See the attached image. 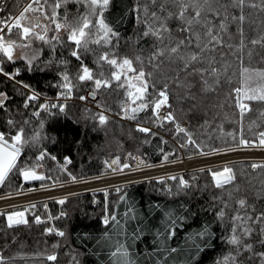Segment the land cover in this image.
Segmentation results:
<instances>
[{
	"label": "trees",
	"instance_id": "obj_1",
	"mask_svg": "<svg viewBox=\"0 0 264 264\" xmlns=\"http://www.w3.org/2000/svg\"><path fill=\"white\" fill-rule=\"evenodd\" d=\"M27 2L0 0V19L15 15ZM144 3L146 0H110L104 17L118 35L111 37V43L107 45L89 44L91 51L82 53L84 64L94 73L103 71L107 79L115 68L107 63L98 65L99 55L108 52L118 60L132 59L133 67L137 69L140 64L135 58L140 57L144 71L153 73L149 82L155 84V90L168 83V103L171 105L167 107L168 112H172L180 126L187 122L184 129L201 146L198 149L188 144L182 148L185 155L237 145L241 129L245 138L257 142L256 134L264 131V116H260L264 104L251 103L252 111L241 117L230 96L231 90L240 86L242 65L237 59L239 23L229 20L227 32L222 33L225 43L233 46L232 50L227 47L218 50L224 53L222 58L216 52L211 53L217 56L220 85L214 92H205L199 77H186L183 73L178 86L174 82L176 66L169 64L167 59L160 69L149 65L148 58L157 46L162 45L155 37L143 36L147 25L137 19L135 9ZM65 7L69 20L74 19L78 12L87 10L75 2H69ZM65 7L59 9L61 14ZM232 14H238V10L230 8L229 15ZM245 14L247 19L243 28L247 43L248 39L264 33V13L245 9ZM179 23L175 19L168 21L173 31L166 43L185 35L176 30ZM52 35L51 32L49 37ZM59 35L60 43L38 42L41 53L33 61L31 70L25 60L14 58V62H10L0 54L4 61L0 67L4 72L19 70L14 79L0 74V93L7 96L5 107L0 109V132L6 136L14 135L16 129L23 126L29 138L39 133L38 140L23 146L17 169L0 185V195L31 186L69 181L71 176L90 178L112 172L107 169L106 162L110 163L117 157L124 160L130 156L131 162L138 159L144 164H153L165 160V154H168L167 160H171L179 155L180 145L187 141L185 133H177L172 122L158 124L151 107L137 113L136 119H122V107L130 100L126 95L127 86L121 88L119 82L113 81L112 87L97 90L91 81L81 83L74 79L80 62L71 56L74 45L67 40V33ZM61 61L68 63L65 65ZM243 66L264 68V62L256 56L249 61L245 55ZM65 71L72 78L73 96L77 99L82 95L87 97L82 101L90 103V106L80 101H66L65 111L61 113L58 108H51L53 103L48 102V110H40L39 117L34 116L32 113L44 104V98H54L59 91H66L60 87L64 83L61 74ZM209 80L211 83V78ZM186 83L192 85L190 90L183 86ZM155 90L149 88L150 98H153L151 94ZM33 91L39 94V99L32 101L26 109L24 102ZM92 91L96 92L95 98L90 95ZM100 113L108 117L103 125L98 120ZM9 119L16 121V128L8 125ZM26 119L30 121L27 125L23 123ZM138 126L148 128L150 132L138 131ZM41 152L47 155L38 160ZM24 168L40 169L46 178L24 182L18 171ZM229 168L235 178L223 188L215 186L212 173L217 171L203 168L182 176L188 187H180V176H175L176 180L170 176L129 182L107 190L85 191L63 199V204L55 199L40 202L33 208V213H25L27 224L13 227L8 226L6 211H1L0 255L5 257L6 264H113L110 253L119 242L126 245L135 264H217L232 249L227 243L231 235V217L236 214L235 210L245 214L237 201L246 199L250 206L247 214L255 216L264 212V168L254 170L246 162L235 163ZM221 210L225 212L223 220L218 218ZM113 215L119 224L111 220ZM106 216L109 218L107 225L103 222ZM36 217L40 218V223L36 222ZM252 227L254 231L246 242L253 243L254 252H264V244L257 242L264 238L260 233L264 224H253ZM48 228L62 231L64 236L57 235L55 231L48 233ZM52 254L57 257L55 261L47 259ZM249 255L251 253H244L241 257L244 264H259L258 257L247 260Z\"/></svg>",
	"mask_w": 264,
	"mask_h": 264
},
{
	"label": "snow or ice",
	"instance_id": "obj_2",
	"mask_svg": "<svg viewBox=\"0 0 264 264\" xmlns=\"http://www.w3.org/2000/svg\"><path fill=\"white\" fill-rule=\"evenodd\" d=\"M69 2H75L83 5L87 10L83 13H77L74 19L69 20L66 5ZM110 0H30L26 3V6L22 8L18 15L9 16L4 19H0V54L2 57H6L7 61L14 62V54L17 49L29 50L32 49V45L35 41H40L44 44L52 45V41L57 43L61 42L59 33L64 31L67 33V40L70 41L74 48L71 51V56L80 62L79 70L77 71L74 79L84 83L91 81L95 85V89L110 88L112 82H119V87L123 88L127 83V97L131 99L132 104L139 103L136 107L128 105L122 107V111L125 113L126 118L136 119V114L152 108L153 115L157 119L160 117V109L162 107H171L169 105V89L168 83H164L162 88L155 90V84H150V78L152 72L144 71V64L140 57H136L135 60L140 64L139 69L133 67V60L129 58L116 59L108 52L97 57L96 63L102 65L107 63L114 67L116 71H113L107 79L104 78L103 71L94 73L91 68L84 64L82 59V53L91 51L89 44L104 45L111 43V37L118 34L106 22L104 12L107 9ZM151 6V7H150ZM65 7L63 14L59 9ZM237 9L238 14L229 15V9ZM245 9L258 10L264 13V0H146V3L138 5L135 11L138 13L137 19L144 22L147 25L146 30L143 32L144 37H155L159 42L153 54L148 58L149 65L160 69L167 59L169 64H175L176 75L175 81L178 86L181 79V73L186 77H199L200 84L203 86V91L214 92L220 85V68L217 67V56L211 55L216 52L221 58L224 56L222 51L224 47L229 48L231 51L233 46L226 44L222 33L227 32V22L229 20L238 22L240 27L237 32L240 37L239 45H237V59L240 61L242 68L240 71V86L234 87L231 90L230 96L232 97L235 105L240 110V115L243 117L247 112L252 111L251 103L264 104V68H250L243 66L245 55L249 61L254 56L259 57L261 62H264V33L250 38L245 42V34L243 25L247 19ZM35 18L29 14H36ZM95 17V20H93ZM177 20L180 23L176 26V30L184 33L182 37H179L170 43H166L168 37L171 36L173 29L169 26V20ZM47 21L48 23H43ZM218 21V23H217ZM254 23V22H253ZM40 29V31H37ZM49 31L55 34L51 37L48 36ZM257 49L261 51H257ZM187 50V51H185ZM245 50H247L245 52ZM53 53L55 47H52ZM39 52L33 50L29 55L27 51L20 55V59L27 62L29 70H31L33 61L38 59ZM3 59L0 58V64H3ZM51 63V61H49ZM61 63L67 65L68 61H61ZM207 64V66H205ZM227 72V68H225ZM128 73L134 75L129 77ZM0 74L7 76L9 79H14L19 74V70L15 73L4 72L3 67H0ZM123 76V82L122 81ZM209 78H211V83ZM61 79L64 82L60 87L65 89V92L60 93V97L64 99H70L72 89L74 87L72 78H70L67 71L61 74ZM231 82L230 77L228 78ZM185 88H190L192 85L184 84ZM28 88V85H24ZM153 88L155 91L151 94L153 98H150L149 88ZM90 95L95 98L96 92L92 91ZM0 109L5 107V101L7 96L4 93H0ZM39 99V94L35 91L31 95H28L24 107L27 109L32 101ZM80 100H85L87 97L80 96ZM194 99V97H193ZM247 101L248 103H245ZM48 104H40L39 110L33 112L34 116L39 117L40 110L47 111ZM51 108H58L59 112L65 111L64 104H51ZM129 110L131 115H129ZM260 116H264V111L260 112ZM173 124H175L176 132H184L187 136V141L181 144V148H185L188 144L194 145L196 148L201 146L192 139L191 135L186 132V129L176 123V117L172 112H168L163 117ZM98 120L101 125L105 124L108 117L103 113L98 114ZM8 125L16 128V121L9 119ZM25 125L29 124V120H24ZM40 127H43L41 123ZM138 131L148 133L150 129L138 126ZM243 129H241V137L239 139L240 145L255 146V140H249L243 136ZM229 135H233L229 133ZM259 146H264V131H260L256 134ZM39 139V133L34 134L29 138L25 132L23 126L16 129L14 135L9 134L6 136L4 132H0V185H3L9 174L17 169V160L21 154L22 148L25 144L31 141ZM233 139L235 136L233 135ZM214 152H219V149H212ZM200 155H207L208 153L201 150ZM47 154L41 152L38 160H43ZM131 155V154H129ZM55 159V157H52ZM133 159H136L133 157ZM165 160L168 159V154H165ZM70 163V161H67ZM109 168L113 165H119V157L113 159L110 163L106 162ZM138 163H143L138 161ZM128 164L122 165L120 170L128 168ZM252 169L264 168V164L253 163ZM117 169L113 168V171ZM20 175L25 181L29 180H44L46 177L42 174L38 175L33 168L18 169ZM71 176V174H69ZM214 180L216 181V187L223 188L225 184H229L234 180L232 169L224 167L222 171L212 173ZM220 177H224L223 180ZM50 179V177H49ZM170 179L176 180L177 177L173 176ZM73 182L76 181L75 176H71ZM180 187H188L187 181L182 177L179 179ZM117 191H120L117 188ZM58 203L63 204L65 200H60ZM239 209L244 210L245 214L241 215L239 210H235L236 214L231 217L232 228L231 235L227 239V243L232 246V249L220 260L217 264H244V260L241 259L244 253H251L246 259L252 260L253 256L258 257L259 264H264V252H254L253 243L246 242L247 238H250L254 229L253 224H264V212H260L255 216L248 213L246 199H239L237 201ZM35 207V205H33ZM227 207V204H225ZM254 212L255 209H252ZM64 213H61L63 216ZM225 212L221 210L218 213V218L223 220ZM60 217H56L59 219ZM51 219V217H50ZM8 226L27 224L28 221L24 219V212H15L7 216ZM111 220L117 224L116 216L113 215ZM36 222L40 223L39 217H36ZM104 224L109 223V218H104ZM56 232L59 236H64V232L57 231L54 228L46 229V232ZM261 236H264V228H260ZM174 234V233H173ZM200 235H203L201 233ZM260 244H264V238L257 241ZM55 247V246H54ZM175 251V249H172ZM110 257L113 258V264H135V261L131 258V254L125 244L117 242V246L110 253ZM50 261L57 259L55 254L47 257ZM0 264H6L5 257L0 255Z\"/></svg>",
	"mask_w": 264,
	"mask_h": 264
},
{
	"label": "rangeland",
	"instance_id": "obj_3",
	"mask_svg": "<svg viewBox=\"0 0 264 264\" xmlns=\"http://www.w3.org/2000/svg\"><path fill=\"white\" fill-rule=\"evenodd\" d=\"M30 2V0H28ZM26 6V5H25ZM22 10V9H21ZM19 10L15 15H18ZM13 15V16H15ZM35 18V15H39V13L36 14H29ZM43 23H48L47 21H42ZM37 31H40V29H37ZM52 31H49L48 36L50 35ZM64 31H61L59 34H62ZM55 34L54 32H52ZM39 41H35L32 45V49L24 50V49H17L16 53L14 54V58H19L20 55L27 51L29 55L32 54L33 50H37L39 52V55L41 53V46L38 43ZM116 71V69L114 70ZM133 73H128V76H133ZM123 82V76L122 81ZM127 86V83H125ZM128 88V86H127ZM0 99H3V97H0ZM80 102L84 103L87 106H90V103L83 102L80 100ZM139 101H137V104ZM137 104H132L131 99L125 103L124 107L131 105V107H136ZM106 115L109 113L105 110H100ZM129 115H131V112L129 110ZM122 119H125L129 121L130 119L126 118L125 113L123 112V115H121ZM240 146V144L230 146V147H222L217 148L220 151L217 153H208L207 155H200V154H193L191 156H188V161H193L194 165H198V167L202 166L204 168L208 169H214L215 171H220L224 167H229L235 163H249V164H264V158L258 157L257 155L264 153V146L262 147H254L252 145L244 146L241 148L234 149L236 147ZM233 148V149H232ZM232 149V150H230ZM214 152V151H212ZM253 154H257L253 156ZM135 156V155H134ZM125 159H119V165H113L112 168H107L112 170V172H105L101 175L95 176L94 178H79L76 179L75 182H73L71 179L67 182L61 183L59 185H51L49 187H45L44 185L41 187H38V189L33 190L28 188L18 189L12 192L5 193L6 198L0 200V210L6 211V213L12 214L15 212H24L25 205L33 204L35 202H38L39 199H49L50 197H58L67 199L68 197L78 195L79 193L84 192L87 188L95 189V190H107L109 189V186L118 187L120 185H123L128 182H135V181H146L148 178L151 177H158L164 178L165 173H172L175 171H185V170H191L193 168H189V166L185 165L182 160H175L170 161L168 163L161 164L160 162L158 164H148L145 165L144 163H137L139 161L138 159L134 162H131L130 156L124 157ZM207 158V159H206ZM206 159V160H205ZM240 159L250 160L253 159V161H239ZM198 160V161H197ZM169 161V160H162V162ZM176 164L178 163L180 166H183L182 168H178L175 170H171L172 167H168V164ZM128 164V168H123L121 171L120 168L122 165ZM140 166V167H139ZM113 168L117 169L116 171H113ZM171 171V172H170ZM191 172V171H189ZM188 172H183L181 174H171V176H180L182 177L184 174ZM170 177V176H168ZM51 189V190H50ZM48 190V191H45ZM35 191H38L39 194L42 193L43 197H40L41 195L35 194ZM18 192V193H17ZM13 193V194H12ZM12 194V195H8ZM3 195V194H1ZM60 196V197H59ZM30 198V199H29ZM24 219L25 212H24Z\"/></svg>",
	"mask_w": 264,
	"mask_h": 264
},
{
	"label": "built area",
	"instance_id": "obj_4",
	"mask_svg": "<svg viewBox=\"0 0 264 264\" xmlns=\"http://www.w3.org/2000/svg\"><path fill=\"white\" fill-rule=\"evenodd\" d=\"M16 72V70H14L13 71V73H15ZM60 93H61V91L60 92H58L57 93V95L54 97V98H44V104L46 103H48V102H51V103H57L58 101H62V102H65V101H68V100H75L74 98H73V96L71 95V98L70 99H64L63 97H60ZM167 113H168V111H167V108L166 107H162L161 109H160V117H161V119H158V121L161 123V122H163L164 120H166V119H163V117L164 116H166L167 115ZM187 125V122H185L181 127H183L184 128V126H186ZM245 145H240V146H238V147H236V148H234V149H237V148H241V147H244ZM254 147H262V146H259V142L257 141L256 142V144H255V146ZM233 149V148H232ZM232 149H230V150H232ZM207 153H216V152H207ZM255 155H257V154H253V156H255ZM188 156H191V155H185L184 153H183V151H182V148L181 147H179V155L176 157V158H174V159H171V160H169V161H165V162H160L161 164H164V163H168V162H170V161H175V160H182L181 162H186V165L187 166H189V168H193V169H191V170H185V171H175V172H172V173H165L164 174V178H166V177H168V176H171V174H181V173H183V172H189V171H195V170H199V169H203L204 167H202V166H200V167H198V165H194L193 163V161H188L189 159H188ZM258 157H263L264 158V153L263 154H260V155H257ZM207 159V158H206ZM205 159V160H206ZM239 161H253V159H250V160H245V159H240ZM159 163V162H158ZM158 163H153V164H158ZM148 165V164H147ZM184 165H185V163H184ZM168 167L170 168V167H172L171 168V170H175V169H178V168H182L183 166H180L178 163H176V164H168ZM171 172V171H170ZM91 178H94V177H90V179ZM151 179H159L158 177H151V178H148V180H151ZM135 182H137V181H135ZM129 183V182H128ZM57 185H59V184H57ZM51 186V185H50ZM45 187H49V186H45ZM108 188H115V187H113V185L112 186H109ZM29 189H33V190H36V189H38V187H31V188H29ZM51 190V189H50ZM93 190H95V189H90V188H87L86 190H84V192L85 191H93ZM45 191H48V190H45ZM13 194V193H12ZM12 194H8V195H12ZM35 194H39V192L38 191H35ZM39 195H41L40 197H43V195H42V193L41 194H39ZM6 196L7 195H5V194H3V195H0V200L1 199H5L6 198ZM60 197V196H59ZM48 198L49 199H57L58 197H50V196H48ZM30 199V198H29ZM37 199L39 200L38 202H35V203H40V202H45V201H47V200H49V199H39V197H37ZM35 203H33V204H35ZM25 207H29V204H27V205H25ZM1 211V210H0ZM30 211L32 212V209H30Z\"/></svg>",
	"mask_w": 264,
	"mask_h": 264
},
{
	"label": "water",
	"instance_id": "obj_5",
	"mask_svg": "<svg viewBox=\"0 0 264 264\" xmlns=\"http://www.w3.org/2000/svg\"><path fill=\"white\" fill-rule=\"evenodd\" d=\"M137 163H138V161H137ZM139 164V163H138ZM36 171V173L38 174V175H40V174H42L43 175V173H42V171H37V170H35ZM22 179H23V177H22ZM220 179L221 180H223L224 179V177H220ZM23 181L24 182H30V181H35V180H29V181H25L24 179H23Z\"/></svg>",
	"mask_w": 264,
	"mask_h": 264
},
{
	"label": "bare ground",
	"instance_id": "obj_6",
	"mask_svg": "<svg viewBox=\"0 0 264 264\" xmlns=\"http://www.w3.org/2000/svg\"><path fill=\"white\" fill-rule=\"evenodd\" d=\"M198 161V160H197ZM140 167V166H139ZM18 193V192H17Z\"/></svg>",
	"mask_w": 264,
	"mask_h": 264
}]
</instances>
